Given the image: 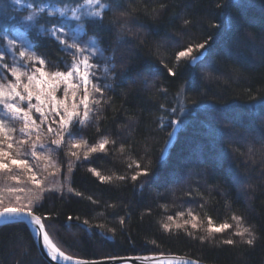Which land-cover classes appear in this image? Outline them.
Segmentation results:
<instances>
[{
	"label": "snow or ice",
	"instance_id": "obj_1",
	"mask_svg": "<svg viewBox=\"0 0 264 264\" xmlns=\"http://www.w3.org/2000/svg\"><path fill=\"white\" fill-rule=\"evenodd\" d=\"M12 5L15 6V16L7 14L9 5L0 0V177L4 181L0 185V224L17 229L21 225L30 226V234L39 240L46 256L56 264H130L134 261L215 264L205 255L177 257L163 252L134 257L108 255L99 259L71 255L54 242L50 230L58 236L60 231L54 227L53 221L62 223L68 230L69 236L63 242L69 247L79 243L80 233L114 240L117 228L108 227L104 212L82 218L80 214L59 211L38 214V210L49 193L60 199L75 196L99 205L100 200L85 196L72 187L77 168L85 163L92 164L98 154L118 153L126 161L122 174L104 175L97 167H88L86 172L100 184L120 191L131 183L134 191L143 195L147 190L152 199L164 198L171 191L164 187V192H156L153 196L152 185L177 182L161 174L159 169L167 163L177 133L200 111L197 100L187 97V87L199 96L207 85L198 84V80L213 82L220 79L216 75L219 69L215 68L214 61H209L214 37L209 35L198 42L189 37L185 43L181 33L197 25L227 33L233 20L225 10L235 5L226 0L215 4L224 19L211 24L192 16L199 6L198 0H39L38 3L36 0H12ZM177 21L181 22L180 31L174 33L170 29ZM154 36L160 39H154ZM40 39H51L59 46L63 53L57 56L59 63L39 48L37 41ZM257 40L261 49L259 62L264 64V32L255 33L247 28L230 48L237 63L245 56L256 59L254 45ZM173 47L178 50L169 51ZM142 55L146 60L141 59ZM165 59L171 60V67ZM153 65H162L169 78L176 79L183 76L185 69H211L201 74L189 71L188 78L177 85L172 106L159 105L161 112L167 115L158 118V127H170L171 131L155 161L150 158L147 138L141 154L136 150L133 135L137 131L139 115L144 111L143 105L153 102L147 94L156 88V82L151 80ZM228 71L233 79L244 77L238 67H230ZM129 80L134 87L121 89L120 95L124 104L136 101L135 107L140 112L126 116L128 123L124 131L117 130V135L126 134L127 139L117 147V139L106 134L108 130L101 127L106 119L101 114L113 103L108 93L116 92ZM157 90L163 95L168 93L164 87ZM257 91L258 94L245 90L252 103L240 111L220 116L218 123L211 125L210 135L222 145L216 157L223 171L222 179L237 186L238 196L245 193L254 196L259 188L264 187V89ZM124 104L118 112L130 111ZM89 128L95 129L94 138L87 135ZM236 137L247 141V155L232 148L231 141ZM180 166L190 171L193 162L184 158ZM196 169L197 174L206 180L210 170L203 160ZM257 169L258 174L253 176ZM215 187L221 194H227L228 183L218 179ZM196 194L201 200L205 199L203 193L197 191ZM186 195L192 197L193 192ZM121 206L129 207L108 203L105 208L115 214ZM224 206L231 208L232 201L225 200ZM159 207L167 212L169 205ZM198 207L203 210L205 205L199 204ZM152 215V207L146 206L140 219ZM98 217H104V222H93ZM126 220H131L128 211L117 221L121 231L125 229ZM230 220L233 223L225 220L216 224L206 211L201 218L192 208H187L158 223L162 232L173 236L183 233L190 241H198L209 249L244 245L246 249L242 254L248 255L258 242H264V225L248 222L235 211ZM73 227L79 232H73ZM228 230H231L228 238L217 239ZM201 231L202 234L197 235ZM3 243L0 240V252H3ZM151 243L156 245L155 240ZM27 253L28 249L19 246L12 249L10 264H37ZM0 264H7L6 257H0Z\"/></svg>",
	"mask_w": 264,
	"mask_h": 264
},
{
	"label": "trees",
	"instance_id": "obj_2",
	"mask_svg": "<svg viewBox=\"0 0 264 264\" xmlns=\"http://www.w3.org/2000/svg\"><path fill=\"white\" fill-rule=\"evenodd\" d=\"M9 5L7 14L16 15L13 11L15 6L12 5V0H3ZM38 3L39 0H36ZM222 0H198L199 6L195 8L192 16L203 19L206 24L213 22L219 23L224 19V14L215 8V4L221 3ZM226 2L235 5L230 10H225V14L230 15L233 20V26L227 33H223L222 29H211L206 25H197L191 27L187 32H182L183 42H188L189 37L195 41L206 39L207 36L214 37L212 56L209 61H214V66L219 69L216 75L219 80L208 82L198 80L197 83H203L207 86L203 89V94L197 96L191 87H187L186 95L189 99H196L200 105L198 115L190 122L186 121L187 126H182L175 139L174 146L170 147V155L167 163L159 169L161 174L170 176L176 183L160 186L159 184L152 185V195L156 192H164V187H169L170 192L165 194L164 198L152 199L146 190L143 195L133 190L131 183L126 187H122L120 191L114 190L111 186L100 184L89 173L86 172L88 167H97L104 175H109L112 172L122 174L124 172L125 157L116 154L105 156L98 154L92 164H82L75 171L74 183L72 187L83 192L85 196L91 195L94 199L100 200L99 205H92L86 199L71 196L60 199L57 195L49 193L46 195L43 207L39 212L57 211L62 214L71 213L73 215L80 214L83 217H92L97 213L104 212L107 217L108 227H116L117 232L114 240H105L99 235L89 237L86 233H80L79 243L69 247L63 241L68 238L69 232L63 227L62 223L53 221L55 228H59L60 235L55 231L50 230L54 242H57L61 248L68 254L77 255L86 259H99L108 255L133 256L163 252L165 254H178L184 256H192L193 258L205 255L212 258L215 264H264V242H258L254 251L243 255L246 246L240 245L233 248L232 246L222 245L220 248L209 249L206 245H201L198 241H190L181 233L179 236H173L164 233L159 228V221L165 220L168 215L175 216L177 211H183L187 208H192L193 212L199 214L203 218V213L206 211L208 215L213 217L216 224L230 220L233 211L238 215H243L248 222L257 226L264 225V187L257 190L254 196H249L247 193L237 194V186L231 182L223 181V171L218 166L217 154L222 146L216 142L210 135L211 125L218 123V118L224 114H231L233 111H240L247 104L252 103L248 100L245 90H251L258 94L259 89H264V64L259 62L260 43L255 42L256 59L250 56L241 58V62H236V57L231 54L230 48L234 41L240 38L241 33L247 28L255 33L264 32V0H226ZM180 21L170 30L174 33L180 31ZM160 39V37H153ZM40 49L47 51L53 61H57L58 55H63L59 51V46L51 39H40L37 41ZM178 50L171 48L169 51ZM142 60H146V56H141ZM165 62L172 66L170 59H165ZM143 66V65H142ZM63 68V65H61ZM230 67H238L244 73V77L233 79L232 74L228 71ZM211 70L208 67L195 68L194 70L185 69L183 76L179 79L169 78L166 69L162 65L152 66L151 80L156 82V88L147 93L152 97V103L143 105L144 111L139 115L137 123V131L133 134L136 140V150L143 153L145 138L149 145L150 158L155 161L160 154V150L164 148L167 134L171 131L170 127L160 128L159 117L167 115L162 113L159 105L161 103L171 107L173 103V95L177 90V85L188 78L189 71H194L197 74ZM133 75V74H130ZM227 81V82H226ZM130 86L131 80L121 84L116 92H109L108 95L113 98V103L110 107L101 114L106 119L102 122L101 127L106 128L108 133L117 139V147L122 140L127 139V135H117V130L124 131V126L128 121L127 115L139 113L140 109L135 107L136 101H131L124 104L123 97L120 95L121 89H126ZM134 87V86H133ZM143 87V86H141ZM164 87L168 89L167 95L161 94L157 89ZM124 104L127 113L118 112L121 105ZM117 117L113 119V117ZM244 123V122H242ZM239 127V126H238ZM87 135L95 137V129L89 128ZM90 142H92L90 140ZM233 149H239L247 155V141L239 137L233 138L231 141ZM259 148V145L256 146ZM187 158L193 162L191 170H185L180 166V162ZM203 160L208 166L210 174L205 180L201 175L197 174L196 165ZM215 170V171H213ZM258 169L253 172V176L258 174ZM228 183L227 194H221L215 187L217 180ZM255 183L260 181L254 180ZM192 191V197L186 195ZM203 193L205 199L201 200L196 194ZM174 193V194H173ZM230 199L232 207L224 206V201ZM187 201V202H186ZM108 203H116L118 205H129L127 209L118 207L113 214V210L106 209ZM168 204V211L165 212L159 205ZM199 204H204L202 210L198 207ZM146 206H151L153 215L145 216L141 221L140 214ZM125 211L131 213V220H126L125 229L121 231L117 221L120 216L125 215ZM104 217H98L93 222H104ZM73 232H79L73 227ZM202 234L198 232L197 235ZM231 235V230L218 235L217 239H225ZM239 239L238 237L236 238ZM0 240L3 252H0V257H6L7 264H10L12 249L19 247L28 249V255L36 260L37 264H48L40 255L34 240L27 227L23 225L17 229L15 226L7 227L0 226ZM155 240L156 245L151 242Z\"/></svg>",
	"mask_w": 264,
	"mask_h": 264
},
{
	"label": "water",
	"instance_id": "obj_3",
	"mask_svg": "<svg viewBox=\"0 0 264 264\" xmlns=\"http://www.w3.org/2000/svg\"><path fill=\"white\" fill-rule=\"evenodd\" d=\"M171 147V146H170ZM0 226H2V224H0ZM28 230L30 229V226L27 227ZM33 240H34V243L41 255V257L48 263V264H56V262H52L49 260V258L46 256V254L44 253V250L40 247V242L39 240H37L33 235H31ZM144 255H147V254H144ZM165 255H168V254H165ZM177 257H183L184 255H178V254H175ZM134 256H137V255H133ZM130 264H147V262H144V261H134V262H130Z\"/></svg>",
	"mask_w": 264,
	"mask_h": 264
},
{
	"label": "rangeland",
	"instance_id": "obj_4",
	"mask_svg": "<svg viewBox=\"0 0 264 264\" xmlns=\"http://www.w3.org/2000/svg\"><path fill=\"white\" fill-rule=\"evenodd\" d=\"M16 126H18V125H16ZM17 138H19V136H18ZM30 162H31V161H30ZM3 183H4L3 178L0 177V185H3Z\"/></svg>",
	"mask_w": 264,
	"mask_h": 264
}]
</instances>
